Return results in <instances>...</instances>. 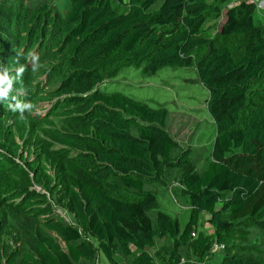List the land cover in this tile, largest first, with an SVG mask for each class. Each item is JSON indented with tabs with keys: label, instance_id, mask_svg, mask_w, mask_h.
Instances as JSON below:
<instances>
[{
	"label": "trees",
	"instance_id": "16d2710c",
	"mask_svg": "<svg viewBox=\"0 0 264 264\" xmlns=\"http://www.w3.org/2000/svg\"><path fill=\"white\" fill-rule=\"evenodd\" d=\"M228 1L69 0L66 13L44 14L41 23L34 14L29 27L27 11L21 22L12 24L15 15L0 9L2 62L23 48L15 26L29 32L34 48L45 18L56 27L57 50L69 48L57 92L68 104L78 105L89 122L86 135L60 141L75 149L67 155L63 183L77 226L45 223L43 228L56 239L33 224L22 227L26 243L43 264H80L100 253L108 264H120L118 253L131 264H155L149 250L164 238L172 242L166 250L169 264H191L180 256L188 244L199 253L195 264H211L206 256L215 244L223 254L212 264H264L250 251L226 244L239 228L264 232V30L255 21L253 3L220 10ZM215 14L222 18L217 35L238 37V52L207 35ZM31 26L38 27L34 31ZM125 67L140 70L143 77L167 68L195 70L215 126L203 171L192 170L190 148L182 149L166 130V108L99 91ZM173 170H182L179 182L191 207L182 230L176 218L160 210L156 193L145 187L167 184ZM150 213L156 215V228ZM204 215L213 230L210 236L196 233ZM37 260L24 253L20 259L0 257V264H39Z\"/></svg>",
	"mask_w": 264,
	"mask_h": 264
},
{
	"label": "rangeland",
	"instance_id": "374dc122",
	"mask_svg": "<svg viewBox=\"0 0 264 264\" xmlns=\"http://www.w3.org/2000/svg\"><path fill=\"white\" fill-rule=\"evenodd\" d=\"M68 1L0 0V9L6 12L11 10L15 15L11 17L12 24L21 22L22 15L27 11L30 20L26 27H29L34 14L38 15L40 23L44 14L56 17L63 15L68 10ZM206 1L210 4L216 2ZM242 1L254 4L255 21L264 30V0H230L219 5V9L233 7ZM42 8H46V12ZM49 21L45 18L43 32L39 35L41 41L35 48L28 38L29 32L20 29L22 27L19 25L15 26L16 36L24 44L22 49H18L19 59L16 52L6 62L0 61V74H7L11 78L10 96L15 97L11 101H2L4 98L0 97V257L3 260L10 255L20 259L24 253H29L38 259L39 264H43L36 250L28 246L24 239L22 227L26 224H33L44 236L54 239L56 236L43 228L45 223L60 222L77 226L63 183L67 172V155L75 149L60 141L77 140L86 135L89 122L80 115L78 105L68 104L66 97L57 92L65 76L69 48L59 53L56 45L58 31ZM221 22V17L212 15L208 26L213 28H207V35L219 43H225L233 52H238V37L221 38L217 35L216 27ZM38 26L31 28L35 31ZM34 65H38L37 71H33ZM196 78L194 69L167 68L151 77H143L140 70L125 67L113 79L99 86V91L120 92L151 108H166V130L182 149L190 148V166L192 170L201 172L210 160L215 126L206 109L207 93L197 84ZM10 103H19L21 107L31 104L33 107L31 112L25 109V119H21L19 109L14 111ZM253 103L255 105L258 101ZM178 152L174 151L173 156ZM181 174L182 170L170 171L167 184L145 187L156 193L160 210L176 218L182 230L189 221L191 207L182 194L179 182ZM149 216L156 228L155 213ZM207 219V215L201 217L196 233L202 232L206 236L213 233ZM240 236L245 237L242 239ZM171 244L168 238L156 240L155 247L149 250L155 264H169L166 250ZM226 244L244 248V251L264 259V232L255 228L237 229ZM61 245L64 247L62 242ZM183 247L180 251L182 262L189 260L195 264L199 258L198 251L190 244ZM222 254L223 247L220 246L218 250L212 248L206 259L212 264ZM116 259L120 264H131L130 259L120 253ZM80 264L108 263L100 253L92 261Z\"/></svg>",
	"mask_w": 264,
	"mask_h": 264
},
{
	"label": "clouds",
	"instance_id": "9594fccd",
	"mask_svg": "<svg viewBox=\"0 0 264 264\" xmlns=\"http://www.w3.org/2000/svg\"><path fill=\"white\" fill-rule=\"evenodd\" d=\"M17 54H18L17 57L19 59L20 53H17ZM18 59H17V62H18ZM21 70L23 71V69ZM37 70H38V65H34L33 71H37ZM10 89H11V78L7 74H0V97L4 98L2 101L15 100V97L10 96ZM9 106L13 108L14 111L16 109H19L21 119H25L23 115L24 110L26 109L27 111L31 112L32 107H33L31 104H26L23 107H21L19 103L15 105L10 103Z\"/></svg>",
	"mask_w": 264,
	"mask_h": 264
},
{
	"label": "built area",
	"instance_id": "2783aa9c",
	"mask_svg": "<svg viewBox=\"0 0 264 264\" xmlns=\"http://www.w3.org/2000/svg\"><path fill=\"white\" fill-rule=\"evenodd\" d=\"M192 236H193V237H195V234H193ZM219 247H220V246H219V245H217V244H215V245L213 246V248H214L215 250H218V249H219ZM221 247H222V246H221Z\"/></svg>",
	"mask_w": 264,
	"mask_h": 264
}]
</instances>
